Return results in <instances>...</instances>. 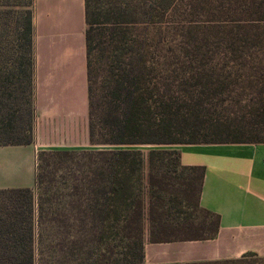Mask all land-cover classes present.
<instances>
[{"label": "trees", "instance_id": "trees-1", "mask_svg": "<svg viewBox=\"0 0 264 264\" xmlns=\"http://www.w3.org/2000/svg\"><path fill=\"white\" fill-rule=\"evenodd\" d=\"M32 8L0 0V146L32 141ZM84 18L89 140L103 148L38 154L35 188L45 158L69 183L35 217L33 189L0 190V264H144L146 241L212 240L204 167L127 147L264 143V0H84Z\"/></svg>", "mask_w": 264, "mask_h": 264}, {"label": "crops", "instance_id": "crops-1", "mask_svg": "<svg viewBox=\"0 0 264 264\" xmlns=\"http://www.w3.org/2000/svg\"><path fill=\"white\" fill-rule=\"evenodd\" d=\"M32 141L0 146V190L34 189L40 152L93 150L89 140L84 0H33ZM182 166L205 169L199 206L216 237L152 244L144 264L264 258V143L183 144Z\"/></svg>", "mask_w": 264, "mask_h": 264}, {"label": "rangeland", "instance_id": "rangeland-1", "mask_svg": "<svg viewBox=\"0 0 264 264\" xmlns=\"http://www.w3.org/2000/svg\"><path fill=\"white\" fill-rule=\"evenodd\" d=\"M102 146H96L94 149H101ZM127 148L130 149H137L141 150L143 152H147L151 149H165L168 147L164 146H129ZM93 149V150H94ZM50 163V165H48ZM53 160L51 158H45L43 162H38V166L43 167V171H40L42 174V180L41 183L33 189V203H34V217L35 213L38 207V204H40L41 200H47L51 198L50 200H54L56 195L60 193H66L68 191V186L66 183L64 184L61 180V177L66 173L64 170L54 171V167L52 165ZM49 200V201H50ZM48 204L45 205V208H48ZM35 224V221H34ZM49 225L45 223L41 226L43 231L41 232L42 239H38L36 242H38L39 245L46 246L48 244L53 243L54 241L50 238V230H48ZM38 229V227H37Z\"/></svg>", "mask_w": 264, "mask_h": 264}]
</instances>
